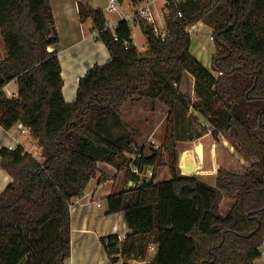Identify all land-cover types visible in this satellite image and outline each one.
<instances>
[{
    "label": "trees",
    "instance_id": "16d2710c",
    "mask_svg": "<svg viewBox=\"0 0 264 264\" xmlns=\"http://www.w3.org/2000/svg\"><path fill=\"white\" fill-rule=\"evenodd\" d=\"M77 9L81 22L90 19L94 40L110 59L86 71L74 101L66 103L57 54L48 51L58 43L48 0H0V126L23 125L42 157L20 146L0 149V169L10 178L0 192V264H65L68 208L99 163L135 182L105 197L106 214L122 213L129 230L122 240H101L109 264H253L264 242V0L169 6L163 39L134 15L144 53L133 45L127 20L117 22L115 41L100 9L81 2ZM199 22L212 29L209 69L189 51L186 29ZM186 73L193 79L195 109L210 128H198L196 118L186 116L190 100L179 89ZM12 81L15 97L3 90ZM141 99L158 101L168 112L159 148L148 155L141 148L133 162L139 172H151L140 185L128 170L138 133L122 121L121 109ZM240 105L241 119L234 113ZM206 131L212 137L228 132L242 156L255 161L238 173L218 170L214 187L181 176L177 142ZM163 165L169 178L155 182ZM221 191L233 202L225 216L218 213Z\"/></svg>",
    "mask_w": 264,
    "mask_h": 264
},
{
    "label": "crops",
    "instance_id": "0c3cea01",
    "mask_svg": "<svg viewBox=\"0 0 264 264\" xmlns=\"http://www.w3.org/2000/svg\"><path fill=\"white\" fill-rule=\"evenodd\" d=\"M48 2L58 34V43L49 47L48 51H55L57 54L62 79V96L66 103H72L75 99L79 78L93 65L106 64L110 59L104 45L94 40L95 33L92 30L90 19L83 22L79 20L77 3L81 2L94 9H100L104 14L108 2L105 7H101L99 0H48ZM155 2L156 0L153 4ZM131 3L129 4L131 5ZM117 8H119L118 2ZM160 8L163 9L162 5ZM133 17L134 10L128 15H118V18L106 21L110 24H117L119 20L125 19L130 25H137L132 23ZM205 47L211 53L212 46ZM4 56L3 50V53H0V58L2 59ZM3 90L7 95L16 94L15 82L8 83ZM17 146L22 147L24 151L33 156L40 153V149L29 135L19 134L15 126L9 130H4L0 126V149H13ZM103 165V163L98 164V175L96 173V176L88 182L82 195L73 199L68 208L70 253L65 264H109L101 240L111 236L120 240L129 232L123 214L107 215L105 204V197L113 189L125 188L124 184L120 183V179L124 175L117 174L113 167L112 170H105ZM101 176L103 177L102 180H100ZM9 182V176L0 169V192L6 188ZM262 247H264V242L260 250L261 255L253 261V264H264V249ZM127 264L144 263L130 261Z\"/></svg>",
    "mask_w": 264,
    "mask_h": 264
},
{
    "label": "rangeland",
    "instance_id": "374dc122",
    "mask_svg": "<svg viewBox=\"0 0 264 264\" xmlns=\"http://www.w3.org/2000/svg\"><path fill=\"white\" fill-rule=\"evenodd\" d=\"M99 3L101 7H105L107 4V0H99ZM129 3L130 0H122V2L118 3L119 8H117V13H108L105 10V19L107 18L106 20L111 21L118 18V15L123 16L130 14L134 10V8ZM161 4V0H156V2L153 4L152 9V14L156 26L159 30L164 29V16L168 12V9L160 8ZM186 30L191 40L189 48L191 55L197 61H199L203 67L209 69L211 62L210 59L215 55L213 40H209L208 38L209 36H212V29L206 24L199 22L191 27H188ZM131 33L132 43L136 47V50L139 53L146 52L147 47L145 44V37L141 31V27L139 26V24L131 25ZM210 45L212 46L211 53L207 51V47H205ZM0 53H3V44L1 38ZM179 89L182 93L186 94L190 100L186 116L195 117L198 123L197 126L199 125L198 128H210L207 120L195 109V105L198 101L195 99L193 94V79L187 73L182 77ZM167 112V109L158 101H150L147 99H141L137 102H128L123 105L121 109L122 121L129 127L130 130H135L138 133V136L135 138L134 143L135 150H140L142 148L143 154L148 155L152 150H157L159 148L164 133ZM236 112L238 114V116H236L235 114L237 118L239 116L240 119L245 117L242 105L236 108ZM189 122L190 121L187 122L188 126H190ZM198 143H200L204 147L203 159L200 166L195 164L193 155V147ZM176 151L177 169L179 174L181 176L193 175L198 180L212 187H214L216 184L215 178L218 170L238 173L248 167L249 162L255 161V159H245L242 156L239 150L235 148V145L229 140L228 132H219L216 137H212L211 133L209 131H206L196 139L177 142ZM132 156L133 154H128L129 161ZM34 157L40 161L42 160L40 153L39 155L35 154ZM103 166L106 168L105 170H112V167L107 166L106 164H104ZM148 170L150 171V169ZM116 173H121L124 175L123 171ZM138 175L141 176L140 174ZM139 176V179L145 178L143 180H147V173L145 176H141V178ZM150 177L148 176V179ZM168 178L169 174L167 168L165 165H163L157 170L154 181H164ZM143 180L139 182L142 183L144 182ZM121 182L124 184L125 188L129 187V182H131L132 185H135V182L126 180L124 176H122V178L120 179V183ZM221 194V199L218 204V213L221 216H225L233 202L230 201V199L225 195L223 191H221ZM262 249H264V247H262Z\"/></svg>",
    "mask_w": 264,
    "mask_h": 264
},
{
    "label": "built area",
    "instance_id": "2783aa9c",
    "mask_svg": "<svg viewBox=\"0 0 264 264\" xmlns=\"http://www.w3.org/2000/svg\"><path fill=\"white\" fill-rule=\"evenodd\" d=\"M162 1V7L168 9L169 6H173L175 8H177L178 4L183 3L185 0H161ZM108 2V6L106 8V10L109 13H115L117 11V2L116 0H107ZM153 2L154 0H138L136 1L135 4L131 3V5L134 8V15H137V17L142 20L144 22V26L148 25L151 26L152 28V32L154 34L155 37L163 39L167 32L164 29L159 30L156 26L153 14H152V9H153ZM179 16V13H178ZM116 27V23H107L106 28L108 30L111 31L112 33V37L114 38V40H117L116 35L113 33V30ZM209 40H212V36L208 37ZM220 74V73H219ZM9 97H15V94H8ZM16 129L18 130L19 134L22 135H29L28 130L21 125L20 123H17L15 125ZM156 147V146H155ZM141 156V152L140 150H135V153H133L132 158H130V161L128 163V168L130 170L131 173L138 175L140 174L141 176H145L147 173V179L148 176H151V172L148 169H144L143 171L139 172L137 167L133 164L134 161L138 160V158ZM139 176V175H138ZM141 176H139L141 178ZM145 179V178H143ZM142 178L139 179V181L143 180ZM144 181V180H143ZM128 186H134V184L132 185L131 182L128 183ZM149 250H152V247H149Z\"/></svg>",
    "mask_w": 264,
    "mask_h": 264
},
{
    "label": "water",
    "instance_id": "95a60500",
    "mask_svg": "<svg viewBox=\"0 0 264 264\" xmlns=\"http://www.w3.org/2000/svg\"><path fill=\"white\" fill-rule=\"evenodd\" d=\"M135 20V17L132 18V22H134ZM193 151L195 153V156L197 158V160L200 162V164L202 163V159H203V147L200 143L196 144L194 147H193ZM149 182V179L146 180V183ZM142 183H140L141 185Z\"/></svg>",
    "mask_w": 264,
    "mask_h": 264
},
{
    "label": "bare ground",
    "instance_id": "6f19581e",
    "mask_svg": "<svg viewBox=\"0 0 264 264\" xmlns=\"http://www.w3.org/2000/svg\"><path fill=\"white\" fill-rule=\"evenodd\" d=\"M193 155H194V162H195V164L198 165V166H200V162L197 160L194 152H193Z\"/></svg>",
    "mask_w": 264,
    "mask_h": 264
},
{
    "label": "flooded vegetation",
    "instance_id": "af4514ba",
    "mask_svg": "<svg viewBox=\"0 0 264 264\" xmlns=\"http://www.w3.org/2000/svg\"><path fill=\"white\" fill-rule=\"evenodd\" d=\"M234 113L236 114V116H238V114H237L236 110H235V112H234ZM239 117H240V116H239ZM239 117H238V118H239Z\"/></svg>",
    "mask_w": 264,
    "mask_h": 264
}]
</instances>
